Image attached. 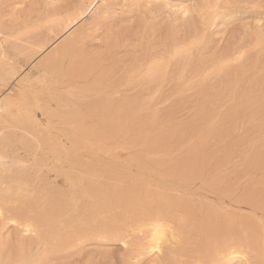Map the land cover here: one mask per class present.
I'll return each mask as SVG.
<instances>
[{
  "label": "bare ground",
  "instance_id": "6f19581e",
  "mask_svg": "<svg viewBox=\"0 0 264 264\" xmlns=\"http://www.w3.org/2000/svg\"><path fill=\"white\" fill-rule=\"evenodd\" d=\"M138 2L107 0L110 5L129 6L121 16L108 17L113 18L111 24L98 22L96 8L71 23L49 24L50 19L71 11L69 5L99 8L105 0H0V32L18 37L4 46L7 60L0 59V107L15 115L14 123L23 128V150L16 158L32 161V167L17 170L11 177L0 173V210L19 224L31 221L40 226L39 239L21 237L24 249H32L25 258L44 254L47 244L48 251L59 249L56 259L63 264L83 242L119 237L139 253L151 241V232L145 229L141 236L135 225L143 226L148 216L176 225L181 233L178 242L154 254L151 264H213L217 247L226 261L242 264L245 252L240 248L247 249L249 242L260 259L264 65L249 57L232 66L228 78L213 74L207 83L201 82L200 66L195 82L186 80L159 95L156 86L140 89L129 70L147 59L153 30L163 29L164 36L157 37L161 53L166 51L165 43L171 42L165 15L159 23L152 22L138 43L137 33L144 28L130 7ZM99 12L103 16L104 9ZM251 14L258 16L259 10ZM6 16H14L7 25ZM221 26L210 40L215 41ZM237 39L236 34L223 51L229 52ZM122 49L128 51L127 59L107 69L100 67L102 55L111 58ZM26 64L34 71L25 72ZM148 71L145 66L143 72ZM169 102L183 103L195 112L192 126L169 132L154 127ZM7 114L0 113V130ZM130 132L143 151L132 159L150 173L158 170L164 179H128V164L114 172L97 167L105 142ZM30 136L42 145L35 159ZM198 184L199 189L208 187L211 195L198 194L194 190ZM21 185L29 187L22 190ZM16 239V227L9 224L4 230L0 223V261L20 258ZM234 240L239 243L233 245Z\"/></svg>",
  "mask_w": 264,
  "mask_h": 264
},
{
  "label": "snow or ice",
  "instance_id": "6c2138e0",
  "mask_svg": "<svg viewBox=\"0 0 264 264\" xmlns=\"http://www.w3.org/2000/svg\"><path fill=\"white\" fill-rule=\"evenodd\" d=\"M17 7H24L18 5ZM55 7V6H53ZM71 11L54 17L48 21L51 23H62L67 20L71 23L73 20L80 19L93 13L96 8L97 20L108 23L107 18L113 15L121 16L129 9L128 5L120 6L118 4L110 5L105 3L99 8L104 9L103 16H100L98 6L94 4L69 5ZM131 9L138 13L139 19L143 24V33L138 32V43L143 36L147 34L149 26L153 21L159 23L161 19L167 16V40L170 44L165 43L166 51H159L157 37H163V29L153 30L152 40L148 44L149 55L143 63L129 70V77H136L135 84L140 89H150L153 86L157 88V95L174 85H181L186 80L195 82L196 73L202 67L204 78L202 83H207L210 75L216 77H227L229 69L232 66H238L249 57H255L258 63L264 65V0L258 3L249 2V0H203V2H186V0H140L130 6ZM259 10V15L254 16L251 13ZM14 19V16H6L5 24ZM115 23V21H113ZM136 23L133 20V25ZM220 25H223L227 31H233L237 34L236 44L227 53L223 51V42L214 48V41L210 36L215 33ZM227 31L225 36H227ZM113 34L109 30L108 35ZM0 38L4 43H0V59L7 60V54L4 52L5 44L11 39L16 40L18 37L10 36L0 32ZM234 58V59H233ZM210 61V62H209ZM147 67L149 71L143 72ZM264 74V73H262ZM239 87V84L236 85ZM264 91V89H262ZM0 113H6L5 108L0 107ZM17 120L15 115L7 114L3 122V128L0 130V173L5 178L11 177L17 170L29 169L32 167V161H22L16 158L20 151L23 150L24 141L20 133L23 132L21 125L14 123ZM27 136V133H23ZM34 145V159L38 158L42 151L41 142L35 137H29ZM28 185H21V189L28 188ZM0 223H3L4 230L12 224L17 229L16 245L20 249V258H11L7 261H0V264H59L56 255L59 249L53 248L48 251V245L44 244V254L37 255L35 258H25V253H31L32 249H24L21 237L23 238H40V226L29 221L26 224H19L14 219L6 217L0 210ZM140 227L141 236H144L145 229L151 232V241L141 249L139 253L133 252L128 240L123 243V249L120 253L121 264H144L145 254L149 248L152 254L160 252L165 245L171 246L178 242L181 233L177 226L168 224L164 220H153L146 216L143 226ZM261 229L260 236V259H256L255 253L251 250L252 244L249 242L248 248H240L245 254L241 258L242 264H264V216L259 218ZM12 240L11 234L9 241ZM138 242V241H134ZM239 243L233 241V245ZM7 247V245H5ZM38 251V250H37ZM217 256L213 264H231L222 256V248L217 247ZM233 251H237L233 246Z\"/></svg>",
  "mask_w": 264,
  "mask_h": 264
},
{
  "label": "rangeland",
  "instance_id": "374dc122",
  "mask_svg": "<svg viewBox=\"0 0 264 264\" xmlns=\"http://www.w3.org/2000/svg\"><path fill=\"white\" fill-rule=\"evenodd\" d=\"M254 15V14H251ZM255 16V15H254ZM123 18V17H122ZM112 19H107L108 23L106 24H111ZM227 29L222 25L219 29V32L215 38L214 41V48L218 47L221 45V42H223V47L225 44L230 42L231 40L236 39V33L234 36V32L232 31H227V36H225V32ZM223 37V38H222ZM221 40V41H220ZM129 56V53L127 50L122 49L119 50V53H117L114 57L108 58L106 55H102L100 58L101 60V68L102 69H107V67H113V65L117 61H122L127 59ZM105 60V61H104ZM110 61V62H109ZM104 62V63H103ZM104 64V65H103ZM107 64V65H106ZM261 64V63H260ZM29 65V66H28ZM26 66V67H25ZM30 64L24 65V71L25 72H31L34 70H30ZM28 69V70H27ZM197 116L195 115L194 111H189L187 105H183V103H177V104H172V102H169L166 104V107L161 111L159 119H157L156 124L154 127H157L161 130H164L166 132L175 130V129H180L183 128L184 126L191 125L196 121ZM161 120H163L161 122ZM183 125V127H182ZM129 134V133H128ZM126 135L125 137H118L115 139L107 140L105 142V149L99 152L97 155V161L98 165L97 167L106 170L108 172H114L117 170L116 168L125 165L129 166V170L127 169L125 171L126 176L128 179H139V178H147V179H153L159 180V179H164L161 177L159 174L158 170H153L151 173L142 169L140 166H138V163L135 162L132 158L134 157H141L143 154L142 147L138 144H136L135 140H132V135L133 133L129 135ZM121 138V139H120ZM113 140V141H112ZM123 140V141H122ZM116 141V142H114ZM110 142V143H109ZM216 142V140H213V144ZM109 143V144H108ZM114 143V144H113ZM133 143V144H131ZM113 144V145H112ZM224 144V142L218 143L215 147H220ZM112 146V147H111ZM137 147V148H136ZM108 148V149H107ZM247 148V149H246ZM140 150L142 152H140ZM139 151V152H138ZM245 151L249 153L250 148L245 147ZM142 153V154H140ZM136 155V156H135ZM90 157L87 155L86 160H88ZM112 168V169H110ZM133 168V169H132ZM108 169V170H107ZM128 172V173H127ZM137 175V176H136ZM155 175V177H154ZM141 180V179H140ZM168 180V179H167ZM114 184V182L112 183ZM200 184H198L194 190L199 191L197 192L198 194H208V191L210 190L208 187H202V189H199ZM207 190V191H205ZM202 192V193H201ZM120 237L117 239H112L107 242H102V243H93V242H83L81 246H79L76 251L73 250L70 252L69 257H67L63 262V264H119V258L120 253L124 251L123 249V242ZM69 258V259H68ZM155 255L152 254V252H149L145 254V260L144 264H151L155 259ZM71 262H68V261ZM66 261L68 263H66ZM121 264V263H120ZM232 264H237L236 261L233 262Z\"/></svg>",
  "mask_w": 264,
  "mask_h": 264
}]
</instances>
